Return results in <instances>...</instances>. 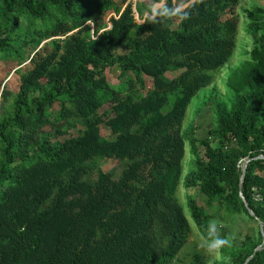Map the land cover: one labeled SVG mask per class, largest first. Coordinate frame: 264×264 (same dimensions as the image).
<instances>
[{"label": "trees", "instance_id": "obj_1", "mask_svg": "<svg viewBox=\"0 0 264 264\" xmlns=\"http://www.w3.org/2000/svg\"><path fill=\"white\" fill-rule=\"evenodd\" d=\"M155 1L0 0V62L18 77L0 91V264H178L191 233L177 197L185 143V188L257 225L221 245L213 264H244L261 245L264 5L243 11L246 33L259 34L227 76L228 102L206 92L233 54L238 20L227 13L240 0H194L187 18L152 16ZM113 66L116 85L105 72ZM203 88L197 113L211 105L213 120L199 138L195 119L182 125ZM103 158L118 161L117 176L101 169ZM186 198L207 235L212 215ZM186 264L208 262L194 251ZM247 264H264V245Z\"/></svg>", "mask_w": 264, "mask_h": 264}, {"label": "rangeland", "instance_id": "obj_2", "mask_svg": "<svg viewBox=\"0 0 264 264\" xmlns=\"http://www.w3.org/2000/svg\"><path fill=\"white\" fill-rule=\"evenodd\" d=\"M137 0H116L117 4L120 7H123L128 2L135 3ZM162 0L155 1L154 5H158ZM264 5V0H240L239 3L230 8L228 11L229 16H236L238 20L237 32L235 35L236 45L233 50L232 56L229 58L225 66L215 74V81L212 86H210L206 92L212 91L215 89L216 97L221 100H226L229 102L228 89L226 87V79L229 75V72L232 68L237 66L241 61L248 58V53L246 52L252 46L256 40L259 33L256 34H247L246 33V24L247 16L243 12L244 9L251 7L252 5ZM184 5V4H183ZM182 6V5H181ZM113 13H111L112 15ZM138 20V17H136ZM32 67V64L28 61L22 65V70H29ZM15 68V65L8 62H0V91L1 85L3 82H6L8 85V90H13L16 87L18 77L16 74L12 73V69ZM108 82L110 84L116 85L123 81V77L120 74V69L117 66L107 67L105 69ZM174 73H168V77H173ZM9 79V80H8ZM147 87L151 85V80L148 77H145ZM207 88V87H206ZM206 88L201 89L191 100L187 107L186 115L183 120V129H185L190 122L195 119L199 125L197 136L203 138L208 134V128L211 125L213 120V112L211 110V105L206 106L203 110L197 113L200 108L202 101V96ZM3 101V100H0ZM231 105V102H230ZM47 127L46 129H48ZM80 128V127H78ZM76 130H70V133L76 134ZM100 134L102 137H107L110 135V130L101 125ZM101 161V169L103 171H114L117 176L121 167L117 160L103 158ZM182 168L180 181L177 189L178 200L183 207V212L186 219L189 222L191 227V233L189 236L188 244L185 245L181 253L179 254L178 264H186L190 258L191 254L194 251L203 253L207 259L208 264H213L215 261L222 258L221 255V245L213 247V243L217 240L224 239L228 243L238 244L240 240L246 235H252L256 232L257 225L255 222L249 220L244 215H229L226 216L223 211H220L217 207L212 205L209 207L204 199V197L197 191L196 188L186 189L184 186L185 176L192 169V155L189 152L188 144L185 143V153L182 159ZM190 193L197 200L199 205L205 207L208 213L212 215L211 220L208 224V233L207 235L202 234L194 220L191 217L190 210L187 205V194ZM211 236L212 238H208Z\"/></svg>", "mask_w": 264, "mask_h": 264}, {"label": "clouds", "instance_id": "obj_3", "mask_svg": "<svg viewBox=\"0 0 264 264\" xmlns=\"http://www.w3.org/2000/svg\"><path fill=\"white\" fill-rule=\"evenodd\" d=\"M151 11L153 13H155L156 15H165V16H171V15H180V16H183L185 18H187L190 13L187 12V11H184L183 7L182 6H176V7H170L168 5H164L163 7H157V6H153ZM147 14V13H145ZM228 243L227 240H224V239H220V240H217L213 243V247H216L217 245H223V244H226Z\"/></svg>", "mask_w": 264, "mask_h": 264}, {"label": "water", "instance_id": "obj_4", "mask_svg": "<svg viewBox=\"0 0 264 264\" xmlns=\"http://www.w3.org/2000/svg\"><path fill=\"white\" fill-rule=\"evenodd\" d=\"M192 1H194V0H190V1H188L186 4H184L182 7L183 8H185L190 2H192ZM164 2V0H162L158 5H155V6H160L162 3ZM134 9H135V5H134ZM155 15V13H153V15L152 16H154ZM135 17H139L138 16V13L137 12H135ZM256 158H263L264 159V156H258V157H256ZM250 159L249 158H247V159H245L243 162H242V164H241V171H242V175H241V178H240V185H241V183H242V181H243V177H244V173H245V169H246V164H247V162L249 161ZM239 194H240V196L242 197V200H243V202H244V205H245V207H246V209H247V211L249 212V214L251 215V216H253V213H252V211H251V209L248 207V204H247V202L245 201V199L243 198V196H242V194H241V191H239ZM256 218V217H255ZM257 219V218H256ZM257 221H258V223H259V227H260V231H261V234H262V237H263V240H262V243H261V245H264V233H263V231H262V224H261V222L257 219ZM261 245H258L257 247H255V249L253 250V252H252V254L245 260V262H244V264H247V262L254 256V254L256 253V251H258V250H260L261 249Z\"/></svg>", "mask_w": 264, "mask_h": 264}]
</instances>
